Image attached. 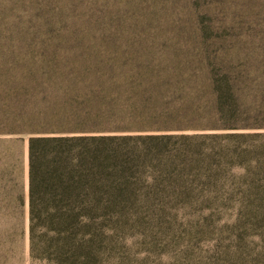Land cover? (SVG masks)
Listing matches in <instances>:
<instances>
[{
	"label": "rangeland",
	"instance_id": "374dc122",
	"mask_svg": "<svg viewBox=\"0 0 264 264\" xmlns=\"http://www.w3.org/2000/svg\"><path fill=\"white\" fill-rule=\"evenodd\" d=\"M50 63L156 73L151 121L200 127L123 145L62 264H236L233 177L203 155L201 127L220 93L233 119L264 123V0H0V69ZM28 188V135L0 133V264L32 263Z\"/></svg>",
	"mask_w": 264,
	"mask_h": 264
},
{
	"label": "trees",
	"instance_id": "16d2710c",
	"mask_svg": "<svg viewBox=\"0 0 264 264\" xmlns=\"http://www.w3.org/2000/svg\"><path fill=\"white\" fill-rule=\"evenodd\" d=\"M142 74L96 64L0 69V80L7 79L0 111L9 103L2 110L10 126L0 133L28 135L31 264H62L75 252L83 204L97 211L109 177L123 166V145L135 149L169 138V131L200 128L152 122L149 103L160 77L152 73L147 82ZM222 100L220 93L216 117L201 127L212 129L202 134L210 140L202 153L227 168L220 179L233 177L236 264H264V123L233 119Z\"/></svg>",
	"mask_w": 264,
	"mask_h": 264
}]
</instances>
